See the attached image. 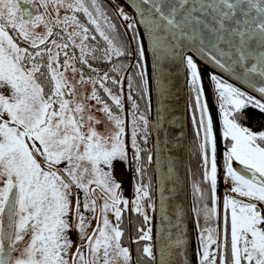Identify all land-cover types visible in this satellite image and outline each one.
Listing matches in <instances>:
<instances>
[{
  "label": "snow or ice",
  "instance_id": "6c2138e0",
  "mask_svg": "<svg viewBox=\"0 0 264 264\" xmlns=\"http://www.w3.org/2000/svg\"><path fill=\"white\" fill-rule=\"evenodd\" d=\"M124 4L134 12L119 0H0V264H189V214L196 264H264V130L241 123L248 108L264 113V0ZM175 64L190 91L200 165L188 205L172 202L171 161L153 184V155L139 143L167 123ZM218 134L230 182L223 227L213 226ZM123 165L131 199L117 177ZM156 193L170 228L154 239ZM125 213L142 221L130 234Z\"/></svg>",
  "mask_w": 264,
  "mask_h": 264
},
{
  "label": "water",
  "instance_id": "95a60500",
  "mask_svg": "<svg viewBox=\"0 0 264 264\" xmlns=\"http://www.w3.org/2000/svg\"><path fill=\"white\" fill-rule=\"evenodd\" d=\"M122 4L125 5L126 11L131 14L134 9H131L127 4H124V0H121ZM145 48L148 52V60L145 63V68L147 70L150 79L153 78V57L151 55V49L148 47L147 39L144 41ZM171 72V85L172 92L168 98V113H167V123L164 128L159 132L151 133V143L153 154V175L154 184L157 183V176H163L167 171L168 162L171 161L175 169V178L177 183L175 185V190L171 193L172 202L174 204H189V152H188V131H187V112H188V88L185 79V73L181 66L178 64L170 65ZM153 85H155V80H152ZM205 86L210 87L207 79H205ZM211 96V92H209ZM159 108V98L155 92L151 95V108H150V120L157 119V111ZM213 115L218 116V112L215 107H213ZM217 160L219 165L218 173V196L224 188V173H223V157L222 153L224 151L223 141L219 139V134L217 135ZM238 167V166H237ZM172 185L169 184L168 187ZM165 195H169L165 192ZM157 211L152 213L153 220L151 227L153 228V237L155 239L157 231L167 232L169 231V224L160 223V196L156 193L154 196ZM221 210V209H220ZM171 215V213H169ZM221 216V214H220ZM222 216L220 219V223ZM186 238L188 240V251H189V264H196L193 257V252L195 251L197 245L196 239V229L193 223L191 214H189L181 226ZM173 232L175 230L173 229Z\"/></svg>",
  "mask_w": 264,
  "mask_h": 264
},
{
  "label": "flooded vegetation",
  "instance_id": "af4514ba",
  "mask_svg": "<svg viewBox=\"0 0 264 264\" xmlns=\"http://www.w3.org/2000/svg\"><path fill=\"white\" fill-rule=\"evenodd\" d=\"M139 99V98H137ZM189 99H190V91H189ZM141 110L143 111L144 108L146 107V102L141 101ZM192 103V100L190 99L189 104ZM189 109V107H188ZM129 110V105L126 101L125 98V112H127ZM197 118H198V114H197ZM188 120H189V126H188V131H189V142H190V146H189V152H190V163H191V182L193 179H200V165H199V156L197 154L196 151V139H195V132H194V127L192 124V114L189 111L188 114ZM102 130V129H101ZM127 135H126V140L128 142V147H129V154L131 155V128H127L126 129ZM140 145L142 148H146L149 150L150 148V136H149V142L147 145H145L143 143V141H139ZM147 152H145L143 155L147 156ZM120 163V162H118ZM152 164L151 165H147L148 168V175L152 178V182H153V175H152ZM238 166V165H237ZM117 177L118 179L125 185V192L124 195L126 197H128L129 199L132 198V193H133V188H132V171L126 166L123 165L122 168H118L117 170ZM225 188L222 190V192L220 193V197H219V201H218V219L213 221V226H215L216 224H220L221 227H223V223L221 220L220 223V219L221 216L223 218V208H222V198H223V194L225 192V190L227 188L230 187V182H225ZM101 203L100 199H97V212H96V216L99 217L100 216V211H99V204ZM221 209V210H220ZM151 215V212L149 213ZM221 214V216H220ZM89 215H92V213H89ZM140 223H142L141 219L137 216L132 215L131 213H125L124 218H123V226L126 229V231L130 234L133 230V225H139ZM201 223H203V221L201 220ZM96 225V220L93 219L92 220V226L95 227ZM73 239H76L75 234H73ZM136 246L133 245V256L135 257L136 252H135ZM15 255V254H14Z\"/></svg>",
  "mask_w": 264,
  "mask_h": 264
},
{
  "label": "trees",
  "instance_id": "16d2710c",
  "mask_svg": "<svg viewBox=\"0 0 264 264\" xmlns=\"http://www.w3.org/2000/svg\"><path fill=\"white\" fill-rule=\"evenodd\" d=\"M245 115L247 118L242 120L241 123L253 130H264V113H260L258 110L253 108H248L245 111Z\"/></svg>",
  "mask_w": 264,
  "mask_h": 264
},
{
  "label": "bare ground",
  "instance_id": "6f19581e",
  "mask_svg": "<svg viewBox=\"0 0 264 264\" xmlns=\"http://www.w3.org/2000/svg\"><path fill=\"white\" fill-rule=\"evenodd\" d=\"M119 2L121 3L122 1L119 0ZM123 3V2H122ZM121 3V4H122ZM123 5V4H122ZM124 8H125V5H124ZM125 11H126V8H125ZM127 12V11H126ZM188 88V87H187ZM187 99H188V107H189V102H190V99H189V89H188V95H187ZM187 107V109H188ZM188 114H189V109H188V112H187V120H188ZM188 126H189V120H188V125H187V131H188ZM188 142H189V131H188ZM150 143H151V134H150ZM189 146H190V142L188 144V152H189ZM151 149H152V143L150 144V148H149V151L151 152ZM152 153V152H151ZM153 155V154H152ZM188 163H189V173L191 172V163H190V152H189V158H188ZM152 165H153V162H152ZM153 169H154V165L152 166V175H153ZM188 173V174H189ZM153 184H154V175H153ZM190 184H191V175H189V203H190ZM225 185V183H224ZM225 188V186H224ZM223 188V189H224ZM222 189V190H223ZM222 192V191H221ZM155 198V197H154ZM151 215H152V212H151Z\"/></svg>",
  "mask_w": 264,
  "mask_h": 264
}]
</instances>
